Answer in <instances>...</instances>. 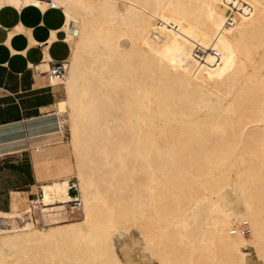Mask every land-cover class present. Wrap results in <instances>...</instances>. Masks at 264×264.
<instances>
[{
    "label": "bare ground",
    "instance_id": "6f19581e",
    "mask_svg": "<svg viewBox=\"0 0 264 264\" xmlns=\"http://www.w3.org/2000/svg\"><path fill=\"white\" fill-rule=\"evenodd\" d=\"M5 3L65 16V72L50 77L48 57L32 69L65 88L80 199L0 210L26 222L0 236V264H123L133 229L156 264H264V0Z\"/></svg>",
    "mask_w": 264,
    "mask_h": 264
},
{
    "label": "rangeland",
    "instance_id": "374dc122",
    "mask_svg": "<svg viewBox=\"0 0 264 264\" xmlns=\"http://www.w3.org/2000/svg\"><path fill=\"white\" fill-rule=\"evenodd\" d=\"M38 69L43 74L48 72V68L46 67ZM37 86L52 87L49 84V80H38ZM53 89L56 92V102L52 106L43 108V115L41 118L28 121L29 131L21 133L19 137L8 136L0 140V156L13 154L17 151L26 152L24 157L20 158V160H24L25 162V171L27 172V175L25 176L30 177V180L34 181L35 184L37 179V193L40 195L39 199L49 204V206H57L55 204L69 203L75 199H80L76 161L72 145L71 117L67 94L64 86L53 87ZM21 128L22 125L18 123L1 127L0 130H2L1 133H12L14 131H19ZM2 160H5L3 162H10L12 165H15L13 162H17L18 159L17 157H14L13 159ZM6 167H9L7 163L0 167V187L2 189L14 186L13 183H17L19 181L18 179L22 178V175L19 173L4 171ZM14 187L16 188L17 186L15 185ZM72 187L78 189L79 196L77 198L69 195ZM28 190L31 192L30 188ZM32 192L35 194L30 193V199L25 195L26 199H23L20 205H13L16 207V213L25 211L32 204V201L37 198L38 195L36 194V189H33ZM19 193L22 192L18 191V194ZM224 196L226 204L230 210L237 213H246L245 207L242 206V198L236 191L228 190L224 193L223 197ZM13 206L10 205L8 211H10ZM202 206V212L209 208V204ZM80 222H83V220L64 222L47 228L60 229V227L65 226L66 224L71 225ZM25 228L26 222L24 219L19 218L16 221H9L0 218V236ZM202 229L194 231L195 238L214 234L212 230ZM132 233V235L121 241V246L122 243L124 246H122V250L118 252V256L125 261L123 264H127V261L130 262V264H156L155 260H153L152 256L149 254L150 252L148 251L149 253H147L145 251V241L143 237L139 235V231L133 229ZM213 236H215V234ZM232 236H235L234 229L232 231ZM248 236L249 234H246V237ZM57 239H59L58 235L51 236L44 234V238L40 243L55 244ZM36 243L37 242L31 244L30 242L29 244L33 245ZM3 251L6 257L13 258L10 249L6 248ZM257 260L255 253L251 252L247 264H260Z\"/></svg>",
    "mask_w": 264,
    "mask_h": 264
},
{
    "label": "crops",
    "instance_id": "0c3cea01",
    "mask_svg": "<svg viewBox=\"0 0 264 264\" xmlns=\"http://www.w3.org/2000/svg\"><path fill=\"white\" fill-rule=\"evenodd\" d=\"M64 25L65 16L61 10L42 11L36 7H17L11 3L0 6V128L18 123L22 125L19 131L12 133H1L0 130V140L8 136L19 137L21 133L29 131L28 121L41 118L43 108L56 102L53 87L37 86L32 67H46L44 65L46 57L50 59V67L70 59L72 47L66 40L65 32L62 31ZM25 153L17 151L0 156V167L5 163L9 166L4 171L22 175L17 183H13L16 188L0 187V210L3 212L16 209L13 206L8 211L11 205V192H23L29 198V194H35L32 190L38 186L37 179L35 184L30 177L25 176L27 175L25 162L20 160ZM14 157L18 159L17 162H13L15 165L2 160Z\"/></svg>",
    "mask_w": 264,
    "mask_h": 264
},
{
    "label": "built area",
    "instance_id": "2783aa9c",
    "mask_svg": "<svg viewBox=\"0 0 264 264\" xmlns=\"http://www.w3.org/2000/svg\"><path fill=\"white\" fill-rule=\"evenodd\" d=\"M64 72H65V67H64V62H62L60 64L53 65L51 67V70L48 72V74L50 75V77L51 76L58 77L61 76ZM34 73H35L34 69H32L33 77H34Z\"/></svg>",
    "mask_w": 264,
    "mask_h": 264
},
{
    "label": "water",
    "instance_id": "95a60500",
    "mask_svg": "<svg viewBox=\"0 0 264 264\" xmlns=\"http://www.w3.org/2000/svg\"><path fill=\"white\" fill-rule=\"evenodd\" d=\"M70 195H72V196H77V190H76L75 187H72V188H71Z\"/></svg>",
    "mask_w": 264,
    "mask_h": 264
}]
</instances>
